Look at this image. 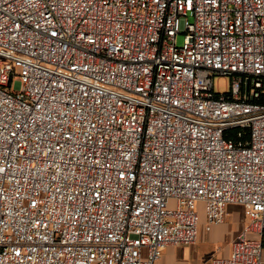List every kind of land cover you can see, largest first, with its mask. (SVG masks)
Wrapping results in <instances>:
<instances>
[{"label": "built area", "instance_id": "1", "mask_svg": "<svg viewBox=\"0 0 264 264\" xmlns=\"http://www.w3.org/2000/svg\"><path fill=\"white\" fill-rule=\"evenodd\" d=\"M201 204L264 264V0H0V264H156Z\"/></svg>", "mask_w": 264, "mask_h": 264}, {"label": "crops", "instance_id": "2", "mask_svg": "<svg viewBox=\"0 0 264 264\" xmlns=\"http://www.w3.org/2000/svg\"><path fill=\"white\" fill-rule=\"evenodd\" d=\"M229 207L227 212V216H229V212H234L236 214V208ZM201 210V224L199 228V236L198 242L201 239H205L208 237L211 241L216 242H225L224 247L218 248L216 251L211 253L201 254V251L197 243L191 246H170L164 249L162 258L156 264H211L215 259H223L228 258L231 255L233 244L237 240L238 236L248 227L244 224V221L235 220L234 224L230 226L226 225L227 218L224 224L209 227L203 205H200ZM246 213V210L244 211ZM247 215V213H246ZM237 222V223H236ZM254 239L260 240L263 246L264 242V234L263 236H258L257 234H251ZM231 237L230 241H227V238ZM201 254V255H200ZM263 257H264V247H263ZM187 258L188 261H182ZM180 259V261H179ZM264 259V258H263ZM189 260L191 262H189Z\"/></svg>", "mask_w": 264, "mask_h": 264}, {"label": "rangeland", "instance_id": "3", "mask_svg": "<svg viewBox=\"0 0 264 264\" xmlns=\"http://www.w3.org/2000/svg\"><path fill=\"white\" fill-rule=\"evenodd\" d=\"M184 42H185L184 36L180 35L177 39L178 46L182 47L184 45ZM215 87H216V91L218 93L224 94V93L230 92V90H231V78H226V77L215 78ZM232 208H236V214H234V212H231V213L229 212V216L226 217L227 218L226 225L231 227V225L234 224L235 220H237V221H241V222L244 221V224L246 226L247 225L249 226L250 225V219L246 215V213L244 212L245 208L242 206H238V205H234V207H232ZM228 210H229V208H228ZM230 239H231V237H228L227 241H230ZM224 245H227V244H225V242H222V241H220V242L211 241V239L208 237H205V239H201L200 242H197V246L199 248H201L200 249L201 254H204L206 252H208V253L214 252L218 248L224 247ZM179 261H180V259H179ZM182 261L186 262L188 260H187V258H185ZM189 262H191V261L189 260Z\"/></svg>", "mask_w": 264, "mask_h": 264}, {"label": "trees", "instance_id": "4", "mask_svg": "<svg viewBox=\"0 0 264 264\" xmlns=\"http://www.w3.org/2000/svg\"><path fill=\"white\" fill-rule=\"evenodd\" d=\"M263 247H264V242H263Z\"/></svg>", "mask_w": 264, "mask_h": 264}]
</instances>
